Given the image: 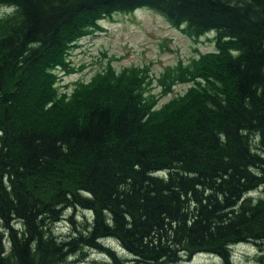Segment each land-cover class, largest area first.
<instances>
[{
  "label": "trees",
  "instance_id": "trees-1",
  "mask_svg": "<svg viewBox=\"0 0 264 264\" xmlns=\"http://www.w3.org/2000/svg\"><path fill=\"white\" fill-rule=\"evenodd\" d=\"M137 10L195 41L214 33V50L160 74V96L185 92L158 107L147 67L110 65L61 91L79 41ZM0 11V264L89 253L231 264L247 244L264 264V0H0Z\"/></svg>",
  "mask_w": 264,
  "mask_h": 264
},
{
  "label": "rangeland",
  "instance_id": "rangeland-1",
  "mask_svg": "<svg viewBox=\"0 0 264 264\" xmlns=\"http://www.w3.org/2000/svg\"><path fill=\"white\" fill-rule=\"evenodd\" d=\"M1 13V11H0ZM100 30L81 39L69 56L73 71H59L58 86L69 92L75 81H89L96 72L110 65L116 72L125 68H148L149 78L146 92L158 97V107L177 94H183L188 86L176 85L172 92L160 96L163 87L159 85L161 73L165 68L189 64L191 59L214 50L210 33L197 41L185 35L180 29L172 27L162 16L148 10H137L132 14H115L100 23ZM160 96V97H159ZM67 215L76 216L80 222L82 214L78 211ZM66 215V216H67ZM68 217V216H67ZM69 229L67 222L56 228L58 235ZM114 246L120 256H124L115 241H107ZM84 261L77 264H107L105 257L89 253ZM259 251L252 245H238L232 249L231 264H259ZM182 264H223L218 258L198 254Z\"/></svg>",
  "mask_w": 264,
  "mask_h": 264
},
{
  "label": "bare ground",
  "instance_id": "bare-ground-1",
  "mask_svg": "<svg viewBox=\"0 0 264 264\" xmlns=\"http://www.w3.org/2000/svg\"><path fill=\"white\" fill-rule=\"evenodd\" d=\"M191 31V30H190ZM90 35V34H89ZM203 35V34H202Z\"/></svg>",
  "mask_w": 264,
  "mask_h": 264
},
{
  "label": "clouds",
  "instance_id": "clouds-1",
  "mask_svg": "<svg viewBox=\"0 0 264 264\" xmlns=\"http://www.w3.org/2000/svg\"><path fill=\"white\" fill-rule=\"evenodd\" d=\"M11 11V10H10Z\"/></svg>",
  "mask_w": 264,
  "mask_h": 264
}]
</instances>
